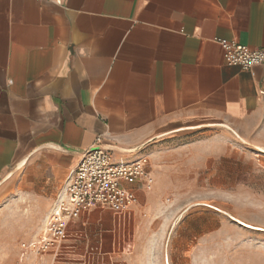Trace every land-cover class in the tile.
<instances>
[{"label": "crops", "instance_id": "0c3cea01", "mask_svg": "<svg viewBox=\"0 0 264 264\" xmlns=\"http://www.w3.org/2000/svg\"><path fill=\"white\" fill-rule=\"evenodd\" d=\"M218 38L263 47L264 0H0V194L25 160L62 187L98 139L117 161L150 157L152 188L133 185L140 210H159L172 193L184 202L183 189L210 164L222 186L228 163L264 174V65L228 63ZM182 137L189 143L163 144ZM14 203L35 205L27 218L12 213L16 233H33L53 204ZM113 214L92 209L71 228L102 221L108 233L92 236L110 254ZM44 255L21 243L16 261L45 264Z\"/></svg>", "mask_w": 264, "mask_h": 264}, {"label": "rangeland", "instance_id": "374dc122", "mask_svg": "<svg viewBox=\"0 0 264 264\" xmlns=\"http://www.w3.org/2000/svg\"><path fill=\"white\" fill-rule=\"evenodd\" d=\"M220 130L232 132L228 128ZM187 143L182 137L163 144L180 147ZM241 167L243 171H238ZM208 168L183 189L184 202L172 193L164 197L155 212L140 210L139 202H135L126 214H115L117 240L113 253H105L96 241L99 237L92 236L100 231L108 233L106 225L89 221L80 237L87 246L85 251L75 250L61 257L48 253L44 256L50 260L45 264H264V174L254 173L251 164L236 167L228 163L226 186H222L219 166L210 164ZM6 178L0 194V264H18L21 243L41 231L47 212L43 217L36 215L33 233H16L12 213L17 211L19 219L27 218L35 205L12 201L27 196L53 203L63 186L53 189L44 182L51 179L48 172L26 164V160L16 163ZM97 210L114 215L109 209Z\"/></svg>", "mask_w": 264, "mask_h": 264}, {"label": "built area", "instance_id": "2783aa9c", "mask_svg": "<svg viewBox=\"0 0 264 264\" xmlns=\"http://www.w3.org/2000/svg\"><path fill=\"white\" fill-rule=\"evenodd\" d=\"M224 48L226 61L243 68L264 65V46L250 48L235 40L218 38ZM144 182L146 188L153 186L150 157L121 162L113 156L110 147L100 139L81 151L80 158L66 177L56 196L41 231L22 248L37 255L53 253L64 256L75 251V243L67 238H80L82 231L71 228L73 220L92 209H109L117 215L130 211L137 201L134 184Z\"/></svg>", "mask_w": 264, "mask_h": 264}, {"label": "bare ground", "instance_id": "6f19581e", "mask_svg": "<svg viewBox=\"0 0 264 264\" xmlns=\"http://www.w3.org/2000/svg\"><path fill=\"white\" fill-rule=\"evenodd\" d=\"M242 223H244V222H242ZM245 225H248V224H246V223H244ZM248 226H251V225H248Z\"/></svg>", "mask_w": 264, "mask_h": 264}]
</instances>
